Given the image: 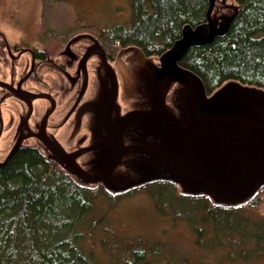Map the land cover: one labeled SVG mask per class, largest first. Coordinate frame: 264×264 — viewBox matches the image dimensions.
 Returning <instances> with one entry per match:
<instances>
[{"label": "rangeland", "instance_id": "374dc122", "mask_svg": "<svg viewBox=\"0 0 264 264\" xmlns=\"http://www.w3.org/2000/svg\"><path fill=\"white\" fill-rule=\"evenodd\" d=\"M237 8L236 0H215L211 25L203 23L188 38H208L211 28L224 27ZM130 16L129 0H0V81L33 94L30 98L33 110L28 117L29 102L19 94L0 87V164L21 144H33L45 150L39 144L40 138L33 136L38 127L49 143L56 147H72L69 140H60L56 134L63 131L62 127L66 132L72 129L67 123H74V118L69 121L74 106L62 108V104H59L52 116L45 118L50 110V100L36 95H52L49 92L53 91V83H60L63 77L70 83L78 82L81 78L83 84H78V88H82L87 68L92 79L94 71L98 74L93 79L94 86L87 99L101 103L104 109L107 105L108 111L113 110V118L132 110L146 111L166 106L181 119L189 139L199 147L246 156L251 163L263 157V146L257 140L264 138V130L254 129L251 119L245 116L253 115L257 119H264L263 111L247 108L255 99L263 97L264 87L229 79L207 95L202 91L201 85L194 81L193 74L176 78L173 73L177 68L168 65L169 58L164 64L163 56L144 55L136 45L121 47L116 59L103 61L100 48L95 45L90 32L94 33L107 25L127 22ZM22 26H49L48 30L53 29L55 34L67 32L70 36L83 30L82 34L67 37L65 61L75 67L76 62L78 63V67L71 72L73 75L67 76L66 71L59 70L56 61H62L63 57L54 55L52 61L55 64L50 60L40 62L33 70L32 52L25 48L18 49L15 44L22 37H28L27 41L39 45L43 44L44 39L40 35L31 36ZM40 29L43 35V28ZM152 70L166 72L153 88L155 94L160 93L164 98L163 104L161 100L155 99L149 89ZM54 95L59 97L58 94ZM78 101L77 95L76 99L74 96L65 103L75 105ZM86 113L88 118L85 120V128L90 135L81 142H74L75 148L94 140L100 146L94 151L82 152L78 156L79 160L77 157V162L90 174L100 175L112 158L115 143L109 141L110 126L103 124L97 117L98 108H89ZM127 127L129 131L132 130L136 144L124 154L114 173L105 180L112 191H120L128 183H142L159 174H177L181 189L186 191L190 188L182 178L189 179L191 183L210 180V161H194L180 169H166L161 166L160 161L140 149L147 145L142 143H146V136L150 132L158 133L160 130L158 121L147 115H134L127 122ZM79 130L82 132L83 129ZM157 135L164 139L163 135ZM212 165L215 166L214 163ZM212 195V199L218 200L227 197V194L221 192ZM119 199L109 207L108 200L98 199L95 214L106 212L107 225L120 236H144L149 240L168 244L169 249L164 253L163 261L156 264H163L172 258L171 249L178 264H229L224 251L215 250L213 244L206 243L208 241L203 246L195 243V234L186 220L174 221L171 215L156 209L148 188H137L131 193L122 194ZM106 236L103 229L99 228L94 237L91 235L92 238L85 242L86 247L94 248L103 262H108L109 259L101 245V240Z\"/></svg>", "mask_w": 264, "mask_h": 264}, {"label": "trees", "instance_id": "16d2710c", "mask_svg": "<svg viewBox=\"0 0 264 264\" xmlns=\"http://www.w3.org/2000/svg\"><path fill=\"white\" fill-rule=\"evenodd\" d=\"M129 1L127 22L94 33L121 45H136L146 55L163 54L182 37L185 26L207 22L210 6V0ZM236 1L237 12L227 31L210 42L191 44L178 59L180 67L202 81L207 93L229 79L264 87V0ZM140 187L148 188L160 212L188 222L195 243L213 244L215 250L224 251L229 264H264V184L235 204L216 202L207 193L183 192L170 178L158 177ZM140 187L119 192L102 182L85 183L39 147H17L0 165V264L163 261L168 244L144 236H120L107 225L106 212L95 214L98 199L108 200L109 207ZM99 228L107 234L101 245L108 262L85 244ZM171 255L163 264H178L173 249Z\"/></svg>", "mask_w": 264, "mask_h": 264}, {"label": "water", "instance_id": "95a60500", "mask_svg": "<svg viewBox=\"0 0 264 264\" xmlns=\"http://www.w3.org/2000/svg\"><path fill=\"white\" fill-rule=\"evenodd\" d=\"M215 4V0H210V6L207 12V22L211 25V13ZM235 13L230 17L228 23L224 27H220L218 29H212L208 38L203 40H192L188 38V36L198 30L201 25L192 27L191 25H187L183 28V35L181 38L176 40L173 46L164 52L161 56H163L164 64L165 60L169 58L170 62L168 65H173L177 68V71L173 73L176 78H185L189 75H194V81L198 82L201 85L202 91L205 93L204 85L202 81L191 71L186 70L179 66L178 59L182 55V53L190 46L191 44H200L203 42H210L213 40L215 35L222 34L227 31ZM152 83L150 86L151 94L157 100L164 99L161 94L159 95L154 93V85L158 82L161 75L166 74V72L155 71L152 70ZM186 75V76H184ZM164 101H162V104ZM247 108L257 109L259 111L264 112V95L259 99H255V102L252 105H249ZM134 115H147L151 117V119H162L166 121L170 128L166 130L168 132L166 135L169 140L175 145H181V150L184 156H179L178 159L175 157L174 152L166 153L161 156V166L166 169H180L183 168L184 165L190 164L194 161H204V162H212L215 164H211V176H209L210 180L208 182H199L195 183L190 182L187 178H182L181 180L186 184L190 189L183 190L187 193H208L211 197H214L212 193H225L227 197H222L224 200H218L213 198L216 202H224V203H239L243 202L246 199L250 198L256 190H258L262 184L264 183V138H259L257 143L263 146V157L258 159L255 163H251L249 158L246 156H242L236 153L228 152V151H220L216 149H208L199 147L197 143L193 140L189 139V136L185 130L183 122L181 119L174 114H172L166 106L162 108H155L149 110H132L124 115L119 116L114 125L110 127V142H114L113 155L108 165L102 170L100 175H92L87 170L81 167L74 156L67 153L62 147H56L54 144L45 141V146L52 152L53 157L56 158L59 162H61L69 171H71L78 179L85 183H98L100 181H104L108 179L116 170L117 166L121 162L124 154L133 149V146L126 145L123 139V131L127 126V122ZM245 118H250L252 123V127L254 129L264 130V119H257L253 115H246ZM19 146V145H18ZM17 146V147H18ZM16 147V148H17ZM151 147V146H150ZM15 148V149H16ZM152 148V147H151ZM186 151H185V149ZM14 149V150H15ZM12 151V153L14 152ZM11 153V154H12ZM9 155V157L11 156ZM8 157V158H9ZM182 158V159H179ZM210 161V162H209ZM216 173V175H215ZM155 177L162 178H170L176 182H180V178L177 174L173 175H163L159 174ZM106 184V183H105ZM134 184L128 183L121 190H125L131 187ZM110 189V188H109Z\"/></svg>", "mask_w": 264, "mask_h": 264}, {"label": "flooded vegetation", "instance_id": "af4514ba", "mask_svg": "<svg viewBox=\"0 0 264 264\" xmlns=\"http://www.w3.org/2000/svg\"><path fill=\"white\" fill-rule=\"evenodd\" d=\"M79 33L80 32L72 34L71 36L68 34L69 36L63 37V35L60 32L58 34H55L53 32L52 33L53 37L50 39H47V40H43V44H41V45L33 44L30 41H27L28 39H26V38H25L26 40L25 39L18 40L15 45L18 49L19 48L20 49L25 48V49H29L32 52V54H33V70L35 69V67L40 62H46V61L50 60L51 63H54V61H52L53 60L52 56L54 55L55 57H58V58L63 57L62 61H56V64L59 66V70L60 71H66L67 76H72L73 73H71V72H73L78 67V63L76 62L77 67H75L74 65H68V63L65 61V56H66L65 46H66V43L68 41L67 37L72 38ZM90 34L95 39L94 40L95 45H98V47L100 48V53L102 55V59L105 62H108L110 60L113 61L114 59H116L118 56V52H119L120 48L127 46V45H121L120 43H118L117 41H114V40H108L105 38H100V37H98V35L96 33H93V32H90ZM87 69L88 70L86 71L84 86L82 88H80V89L78 88V84H80V83H81V85L83 84V80L81 78L78 80V82L70 83L69 80H65V78L63 77V80L60 83H57V82H55V84L53 83V86H54L53 91H51V93L49 92V94H52V95H46V94L36 95L37 97H41V98L43 97V98L50 100V105L48 108V109H50L48 112L49 117L52 116L53 112L58 108L59 104H62V108L74 106L73 112L70 113V116H71V114H73V115L69 118V121L72 120V118H74V123L73 124L67 123V124H70L72 126V129L70 131L66 132V129L64 127H62L63 131H59V134L57 132L56 135L59 137L58 139H60V140H64V141L69 140V142H70L69 145L72 147H70V148L64 147V148L68 152L75 154V156H77V157L80 156V154L84 151H89V152L94 151L97 149V147L100 146V144H98L96 142V140H94L92 143H89V144L77 146L78 148H75V143H74L76 141L81 142L84 138H87L90 135V132L88 133L86 128H85V120H86V118H88L86 115L87 114L86 113L87 112L86 104L89 100H91V99H87V95L90 94V92H91L90 89H92V87L94 86L93 79H95L94 78L95 75H98V74H97V72L94 71V76L92 79V77L90 75L89 68H87ZM81 74H82V72H81ZM151 75H152V73H151ZM59 76H62V75L59 73ZM111 79H112V81H114L113 77ZM0 87L6 88L12 92L19 94L30 104V98L33 95L32 93L18 89L15 85L8 84V83L2 82V81H0ZM56 92H58V93H56ZM211 93L206 92L207 95L211 94ZM54 94H58L59 97H56ZM77 95L79 97V101L77 104L68 105L67 103H65V101L69 102L70 100H72L74 98V96L76 99ZM93 102H95V100H93ZM99 105L101 107L99 108V106H98V113H97L98 116L97 117L102 121L103 124L108 125L110 127H111V125L113 126L114 125L113 123L119 117V114L113 118V110L108 111L109 107H107V105H106L105 109L102 107L101 103H99ZM153 109H155V107H153ZM32 110H33V105L30 104L28 114L30 113V111L32 113ZM156 121L159 122L160 130L158 131V133L150 132V134L146 136V139H147L146 143H142V144H147V145L143 146L140 149L144 153H149L150 156L157 159L158 161H160L161 156L163 154H166V153L174 152L175 157L177 159L179 156H184V154L181 150V145L177 146V145L173 144L166 135L168 133V132H166V130H168L170 128L168 123L166 121H163L162 119H156ZM79 128L83 129L82 132L79 130ZM96 128H97V126H96ZM157 134L163 135L164 139H161ZM33 136L40 138L39 139L40 146L42 145L45 147V140L46 139L42 136L41 129L39 127L33 133ZM126 136H128V141H126ZM123 139H124V143L126 145H131L134 147V145L136 144L134 142L132 130L130 129V131H129L128 127L125 128V130L123 131ZM109 141H110V139H109ZM185 151H186V149H185ZM79 158L80 157H78V160H79Z\"/></svg>", "mask_w": 264, "mask_h": 264}, {"label": "crops", "instance_id": "0c3cea01", "mask_svg": "<svg viewBox=\"0 0 264 264\" xmlns=\"http://www.w3.org/2000/svg\"><path fill=\"white\" fill-rule=\"evenodd\" d=\"M43 28V26H22V28H24V30L26 31V32H28L31 36H34V35H40V36H42V34H41V29L40 28ZM36 28V29H35ZM43 31H44V28H43ZM37 33V34H36ZM44 33V32H43ZM23 38V37H22ZM21 38V39H22ZM28 39V37H24V39ZM25 39V40H26Z\"/></svg>", "mask_w": 264, "mask_h": 264}, {"label": "bare ground", "instance_id": "6f19581e", "mask_svg": "<svg viewBox=\"0 0 264 264\" xmlns=\"http://www.w3.org/2000/svg\"><path fill=\"white\" fill-rule=\"evenodd\" d=\"M53 33V31H50V32H46V33H43V39L44 40H47V39H50V38H52L53 36H52V33ZM62 35H63V37H66L67 35H68V33L67 32H60ZM19 147V146H18ZM8 159V158H7ZM6 159V160H7ZM6 161H4L3 163H5ZM3 163H1V164H3ZM0 164V165H1Z\"/></svg>", "mask_w": 264, "mask_h": 264}]
</instances>
